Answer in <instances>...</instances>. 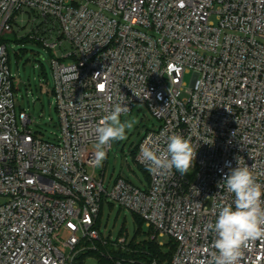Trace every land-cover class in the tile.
<instances>
[{
  "label": "built area",
  "instance_id": "2783aa9c",
  "mask_svg": "<svg viewBox=\"0 0 264 264\" xmlns=\"http://www.w3.org/2000/svg\"><path fill=\"white\" fill-rule=\"evenodd\" d=\"M13 36L51 54L56 142L16 111ZM121 94L128 115L144 104L160 121L137 146L145 188L95 175V129ZM172 134L190 138L193 167L150 172L140 146L163 149ZM238 157L264 185V0H0V264H161L103 236L105 203L139 217L159 247L171 238V264H209L207 225L217 202L234 200L223 178ZM239 264H264V238Z\"/></svg>",
  "mask_w": 264,
  "mask_h": 264
},
{
  "label": "rangeland",
  "instance_id": "374dc122",
  "mask_svg": "<svg viewBox=\"0 0 264 264\" xmlns=\"http://www.w3.org/2000/svg\"><path fill=\"white\" fill-rule=\"evenodd\" d=\"M7 46L11 72L17 83L15 93L17 113L25 111L31 119L29 129L45 141L56 142L57 136L60 135V120L53 92L54 79L50 52L35 42H17L15 36L8 39ZM27 67L30 73L26 80ZM191 80L192 75L185 77L187 86L190 85ZM127 118H134L136 121L133 129L128 132L127 139L113 142L103 166L97 167L95 171L97 178L104 177L105 186L109 189L118 177H123L140 188H145L148 183L147 175L138 166L134 153L143 136L148 131L156 130L160 126V121L144 104L135 105L133 112ZM98 226L106 239L116 242L120 237L125 236L128 245L133 246L151 242L153 233L146 223H140L132 212L112 203L104 204ZM160 240L166 245L162 251L168 253L171 238ZM98 263V259L94 257H89L84 262V264Z\"/></svg>",
  "mask_w": 264,
  "mask_h": 264
},
{
  "label": "clouds",
  "instance_id": "9594fccd",
  "mask_svg": "<svg viewBox=\"0 0 264 264\" xmlns=\"http://www.w3.org/2000/svg\"><path fill=\"white\" fill-rule=\"evenodd\" d=\"M129 112L121 94L116 97L111 110L99 120L95 129L94 166H103L113 142L127 139L136 123L134 118H127ZM122 116L125 119L122 120ZM196 154L190 138L172 134L167 137L163 149L151 138L146 139L140 146L139 159L152 173L171 175L175 169L184 175L193 167ZM223 184L234 200L228 203L222 198L214 205L217 218L207 225L215 234L212 244L215 251L209 264H239L243 249L257 238H264V185L257 182L250 167L239 157L237 166L224 176Z\"/></svg>",
  "mask_w": 264,
  "mask_h": 264
},
{
  "label": "trees",
  "instance_id": "16d2710c",
  "mask_svg": "<svg viewBox=\"0 0 264 264\" xmlns=\"http://www.w3.org/2000/svg\"><path fill=\"white\" fill-rule=\"evenodd\" d=\"M23 41L26 42L27 40H22V42ZM136 151H137V147L134 153L135 155H136ZM143 171L146 173L145 170ZM137 218L140 220V223L143 222L139 217ZM169 247H170V251L168 253H164L162 251V248L159 247L155 242H145L141 245L140 248L141 250L146 251L149 254V257L143 256L142 254L140 255L141 258L144 259L151 258L158 261L161 264H171L172 256L175 251V244L171 241Z\"/></svg>",
  "mask_w": 264,
  "mask_h": 264
},
{
  "label": "water",
  "instance_id": "95a60500",
  "mask_svg": "<svg viewBox=\"0 0 264 264\" xmlns=\"http://www.w3.org/2000/svg\"><path fill=\"white\" fill-rule=\"evenodd\" d=\"M30 69L29 67L26 68V80L29 78Z\"/></svg>",
  "mask_w": 264,
  "mask_h": 264
}]
</instances>
